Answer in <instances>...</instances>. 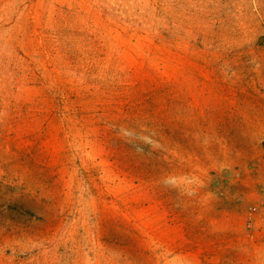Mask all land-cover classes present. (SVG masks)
<instances>
[{
	"label": "rangeland",
	"instance_id": "obj_1",
	"mask_svg": "<svg viewBox=\"0 0 264 264\" xmlns=\"http://www.w3.org/2000/svg\"><path fill=\"white\" fill-rule=\"evenodd\" d=\"M0 264H264V0H0Z\"/></svg>",
	"mask_w": 264,
	"mask_h": 264
}]
</instances>
